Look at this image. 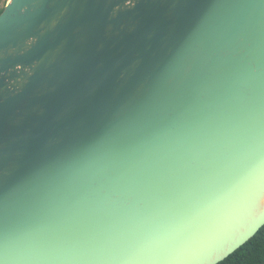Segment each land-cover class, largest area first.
Returning <instances> with one entry per match:
<instances>
[{"label": "water", "instance_id": "obj_1", "mask_svg": "<svg viewBox=\"0 0 264 264\" xmlns=\"http://www.w3.org/2000/svg\"><path fill=\"white\" fill-rule=\"evenodd\" d=\"M264 226V0H7L0 264H219Z\"/></svg>", "mask_w": 264, "mask_h": 264}, {"label": "trees", "instance_id": "obj_2", "mask_svg": "<svg viewBox=\"0 0 264 264\" xmlns=\"http://www.w3.org/2000/svg\"><path fill=\"white\" fill-rule=\"evenodd\" d=\"M7 0H0V13ZM219 264H264V226L246 244Z\"/></svg>", "mask_w": 264, "mask_h": 264}]
</instances>
